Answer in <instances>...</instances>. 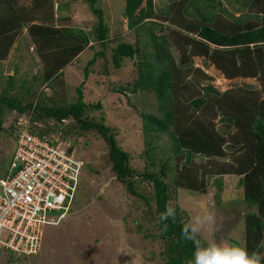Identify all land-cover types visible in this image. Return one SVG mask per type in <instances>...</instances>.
Here are the masks:
<instances>
[{
  "label": "trees",
  "instance_id": "1",
  "mask_svg": "<svg viewBox=\"0 0 264 264\" xmlns=\"http://www.w3.org/2000/svg\"><path fill=\"white\" fill-rule=\"evenodd\" d=\"M53 1L34 0V6L20 8L17 17L0 18L11 23L12 28L24 21L29 26V35H36L33 39L35 52L38 51V59L46 61L42 86L50 83L88 48H92L91 42L101 44L106 49L109 41L110 29L105 14L102 9L96 8L99 0H89L90 10L98 20L93 33L90 35L81 31L80 36L71 32L72 28L66 25L71 21L63 17L66 10L63 4L59 6L62 14L56 21ZM125 2L124 16L128 20L129 30L138 37L144 31L154 53L149 54V58L143 56L140 39L136 44L122 41L113 50L112 63L118 70L123 68L126 60L139 59L136 64L138 80L132 88L124 87L121 92L127 91L135 97H144V93L155 96L158 112L164 115L142 114V131L148 146L145 170L138 172L131 166V156L120 147L115 128L107 126L104 118L93 116L94 109H101L102 103L92 102L84 93L86 83L94 75L90 68L99 58L107 57L105 50L96 53L85 68V80L77 89L75 102L65 105L52 107L42 105L41 101L24 105L17 97H10L16 84L15 79L10 78L5 91L9 96L4 93L0 96V136L5 130V114L18 112L25 115L29 112L32 123L30 132L45 141L59 138L68 147L69 154L74 153L70 141L93 134L100 137L108 146L111 171L117 182L125 195L132 198L131 203H137V208L148 215L146 222L154 233H143L146 234L145 238H150L153 243L162 242L163 264H190L193 252V244L181 239L186 212L174 206L177 215L175 220L167 221V232L161 230L162 223L158 220L165 206L175 200L177 192L187 190L209 196V188H212L210 180L238 177L241 179L244 201L250 209L245 215L244 246L250 252L264 253V98L259 91L248 87H237L222 94L212 84L203 86L205 81L211 82L213 78L193 65L194 58H202L229 81L253 79L264 85V0H229L228 4L236 12L241 9L245 12L250 8L251 13L245 12L240 17L223 8L221 0H187L183 13L189 20L179 17L182 18L180 22L176 15L181 10L170 8L156 14L154 0ZM221 15L229 20L221 21ZM160 16L171 18L173 24L179 25L180 28L174 30L178 35L160 40L155 33L159 28L163 30L158 22ZM1 31L0 62L5 61L13 45L12 34L5 37ZM56 42H60L62 48L55 46ZM173 45L179 48L180 56L172 51ZM53 53H56L55 57L50 55ZM101 75L105 77L107 72ZM219 122L224 124L219 126ZM39 123L45 127L38 128L36 124ZM20 132L21 128L17 127L14 133L16 140ZM163 135L171 140L174 162L181 159L182 162L172 169L164 162L156 171L157 162L152 160L149 152L153 151V141H159ZM197 158L201 163L196 162ZM173 170L175 179L168 182ZM215 186L223 193L221 183ZM220 196L219 192L213 196L216 205L222 204Z\"/></svg>",
  "mask_w": 264,
  "mask_h": 264
},
{
  "label": "rangeland",
  "instance_id": "2",
  "mask_svg": "<svg viewBox=\"0 0 264 264\" xmlns=\"http://www.w3.org/2000/svg\"><path fill=\"white\" fill-rule=\"evenodd\" d=\"M186 1L154 0L155 12L159 14L161 11L174 8V10H181L176 15L179 22L182 18L189 20L183 13L185 3L188 4ZM221 1L223 8H226L235 17L243 16L245 12L246 14L251 13L249 12L250 8L245 9V12L243 9L236 12L228 4L229 0ZM53 2L56 21L62 14L59 6L63 4L66 6L63 17L70 18L71 23L66 25L72 28L71 32L78 36L81 35V31L90 35L93 33L98 20L90 10L89 0H54ZM34 4V0H0V13L3 14L0 15V18L3 16L17 17L20 8L33 7ZM96 8L103 10L106 23L110 29L106 49L101 44L91 42L90 47L92 46V48H88L74 60L73 64L66 67L63 74L54 81L52 80L50 88L43 91L41 87L44 72L43 69H38L41 65L40 59H37L39 58L37 56L38 51L35 52L36 48L31 43L32 38L20 36L22 28L27 24L21 21L22 24L13 31L11 23L0 19V30H2L3 36L6 37L12 33L17 34L12 67L5 73L3 68L6 69L7 66H0V96L7 94L5 91L9 83L5 77H12V72H15V68H17L18 74L14 77L16 80L15 91L12 93V89L9 88L12 93L10 97H17L24 105L32 101L34 104L41 101L42 105L44 103L53 107L75 102L78 97L77 89L85 80V68L96 53L105 50L107 57L99 58L95 65L90 68L94 75L86 83L84 93L92 102L99 101L102 103L101 109H94L93 116L98 119L104 118L107 126L115 128L120 147L131 156V166L138 172H142L148 164L146 158L148 146L142 131V114H153L161 117L164 115L158 112L155 96L144 93V97H139V95L135 97L127 91L121 92L124 87L130 86L132 88L138 80L139 73L136 65L139 61L138 57L135 61L126 60L123 68L118 70L112 63V56L113 50L117 48L120 42L136 44L137 39L142 41L140 45L143 56L147 55L149 58V54H153L154 51L147 41L144 31H141L138 37L134 31L129 30L128 20L124 16L125 0H99ZM190 12L193 11L190 10ZM221 16V21L229 20L226 16ZM161 17L162 19H160ZM164 17L160 16L158 20L163 30L159 28L155 32L160 40L164 37L171 38L178 35L174 30L180 28L177 23L171 22V18L165 19ZM31 45L34 52L30 51ZM17 46L19 48L16 50ZM172 47L174 54L180 56L179 48L175 45ZM153 59H149V61H153ZM193 65L213 78L211 82L205 81L203 86L212 84L222 94L237 87H248L259 91L264 98V85L261 81L253 79L229 81L222 72L202 58H194ZM104 67L107 69L105 70ZM105 72H107V76L104 77L101 73ZM4 74L7 75L3 76ZM7 95L9 96V94ZM29 115V112L26 113L24 118ZM18 118H22L18 112H8L3 118V129L5 130L0 136V180L4 178L11 166L16 148L14 133L17 132ZM39 124H36L38 128L45 127L43 123ZM223 124L219 122V126ZM153 142V151L149 154L152 156V160L157 162L156 171L164 162L171 169L175 167V164L182 162V159L174 162V153L171 150L169 137L163 135L159 141ZM70 144L74 147V157L83 164L73 212L67 215L58 226H46L45 240L40 256L26 257L24 261L18 258L16 254L0 251V264H163L161 257L162 242L153 243L150 238H145L146 234L143 233L149 232L152 235L154 233L151 225L146 222L148 215L142 209L137 208V203H131L132 198L125 195L124 189L117 182L111 171L106 143L93 134L82 139L72 140ZM196 162L201 163L200 158H197ZM174 177L175 171L173 170L169 175L168 182H172ZM216 183L223 185V193L216 188ZM209 184L212 186L209 188V196L180 190L171 205H177L186 212V222L195 214L212 211L215 214V225L208 235L218 241H227L244 246L246 237L245 215L250 209L244 201L241 179L234 176L216 177L210 180ZM217 192L221 195V205H216L213 197ZM262 246L264 249V242ZM261 256H264V253Z\"/></svg>",
  "mask_w": 264,
  "mask_h": 264
},
{
  "label": "built area",
  "instance_id": "3",
  "mask_svg": "<svg viewBox=\"0 0 264 264\" xmlns=\"http://www.w3.org/2000/svg\"><path fill=\"white\" fill-rule=\"evenodd\" d=\"M17 123L11 166L0 180V249L36 256L46 226L58 225L73 210L82 163L59 138L33 135L30 117Z\"/></svg>",
  "mask_w": 264,
  "mask_h": 264
},
{
  "label": "clouds",
  "instance_id": "4",
  "mask_svg": "<svg viewBox=\"0 0 264 264\" xmlns=\"http://www.w3.org/2000/svg\"><path fill=\"white\" fill-rule=\"evenodd\" d=\"M19 116L24 117L25 115ZM225 159H227V157H225ZM82 168L83 164L81 166V172ZM72 212L73 210L71 213ZM176 215V207L171 205L165 206L164 211L161 212L158 217V220L162 223V231L167 232L169 228L167 221L175 220ZM214 225L215 214L210 210L193 215L186 223L183 224L181 228V239L193 244L190 264H264V256H261V254L255 250L250 252L246 246L227 241H218L211 238L208 233ZM44 240L45 232L42 240V248ZM0 251L10 252L5 249H0ZM41 252L32 257L40 256ZM17 257L25 261V258L30 256L22 257L17 255Z\"/></svg>",
  "mask_w": 264,
  "mask_h": 264
},
{
  "label": "crops",
  "instance_id": "5",
  "mask_svg": "<svg viewBox=\"0 0 264 264\" xmlns=\"http://www.w3.org/2000/svg\"><path fill=\"white\" fill-rule=\"evenodd\" d=\"M0 15H2V13H0ZM19 28V27H18ZM58 28V27H57ZM0 29H1V26H0ZM23 29V30H22ZM21 30V32H20V36H22V37H32V36H30L29 34H30V32L28 31L29 29H28V27H24V28H22ZM12 30H17V26H16V28H15V26L12 28ZM16 35L17 34H13L12 33V40H13V45H12V48H11V51L9 52V54H8V56H7V58L5 59V61H1V62H3V63H0V66L1 65H4V66H7L6 67V69L5 68H3V72H8L9 70H10V68L12 67V59H13V53L15 52L14 51V46L16 45ZM35 36L36 35H34L33 37H32V44H33V39L35 38ZM27 40V39H26ZM28 40H29V38H28ZM54 44H56V45H58V47H60V42L59 43H54ZM19 47L17 46L16 47V50L18 49ZM60 48H62V45H61V47ZM30 51L31 52H34V51H32V45L30 46ZM59 53V52H58ZM51 56H53V57H55V55H56V53H53V54H50ZM50 55H48V57H50ZM38 56V55H37ZM39 57V56H38ZM24 59H27L26 57H24ZM38 59V58H37ZM39 60V59H38ZM21 61V60H20ZM40 61V63H41V65H39V67H38V69H43V70H45V64H46V61L44 62L43 61V59H40L39 60ZM16 62H19V61H16ZM71 64H73V63H71ZM70 64V65H71ZM70 65H68V67L70 66ZM64 70V69H63ZM63 72L64 71H62L60 74H58L54 79H53V81L55 80V79H57V77L59 76V75H61V74H63ZM16 74H18V69L17 68H15V72H12V74H11V76L12 77H5V79L7 80V82L10 84V78H14L15 76H16ZM7 74H4L3 76H6ZM15 79V78H14ZM53 81H51V82H53ZM15 82H16V80H15ZM50 82V83H51ZM50 83H48L47 85H45V86H42L41 88H42V91L43 90H47L48 88H50V85H52V84H50ZM9 86H6V88H8ZM5 88V89H6Z\"/></svg>",
  "mask_w": 264,
  "mask_h": 264
},
{
  "label": "bare ground",
  "instance_id": "6",
  "mask_svg": "<svg viewBox=\"0 0 264 264\" xmlns=\"http://www.w3.org/2000/svg\"><path fill=\"white\" fill-rule=\"evenodd\" d=\"M29 129H31V126L29 127ZM18 137H19V135H18ZM51 226V225H50Z\"/></svg>",
  "mask_w": 264,
  "mask_h": 264
}]
</instances>
